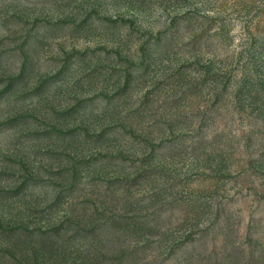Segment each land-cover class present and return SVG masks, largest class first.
I'll return each mask as SVG.
<instances>
[{"label": "rangeland", "instance_id": "1", "mask_svg": "<svg viewBox=\"0 0 264 264\" xmlns=\"http://www.w3.org/2000/svg\"><path fill=\"white\" fill-rule=\"evenodd\" d=\"M0 264H264V0H0Z\"/></svg>", "mask_w": 264, "mask_h": 264}]
</instances>
